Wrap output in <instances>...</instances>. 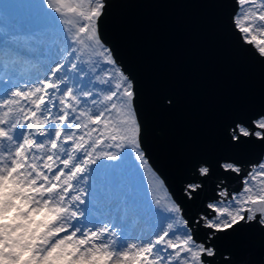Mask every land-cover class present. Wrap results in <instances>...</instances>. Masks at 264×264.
Wrapping results in <instances>:
<instances>
[{
	"label": "snow or ice",
	"instance_id": "1",
	"mask_svg": "<svg viewBox=\"0 0 264 264\" xmlns=\"http://www.w3.org/2000/svg\"><path fill=\"white\" fill-rule=\"evenodd\" d=\"M234 3L226 29L264 62V0ZM105 8L106 0H0V264H237L218 259L219 242L245 230L264 236V107L223 129L233 152L261 150L246 167L235 156L191 163L189 200L223 179L199 214L186 216L164 181L146 183L155 172L141 145L136 89L100 35ZM18 75L28 77L23 86ZM129 155L147 203L128 184ZM225 174L239 178V191ZM96 190L123 193L119 219L141 224V240L117 250L115 225L95 226Z\"/></svg>",
	"mask_w": 264,
	"mask_h": 264
},
{
	"label": "water",
	"instance_id": "2",
	"mask_svg": "<svg viewBox=\"0 0 264 264\" xmlns=\"http://www.w3.org/2000/svg\"><path fill=\"white\" fill-rule=\"evenodd\" d=\"M234 0H106L99 32L134 81L141 145L155 175L186 216L199 214L223 177H213L197 199L185 197L194 160L235 156L255 160L258 147L233 152L223 129L241 113L264 107V62L226 29ZM224 183L238 191L235 174ZM203 236V231L200 233ZM218 259L257 264L264 236L242 231L219 242Z\"/></svg>",
	"mask_w": 264,
	"mask_h": 264
},
{
	"label": "rangeland",
	"instance_id": "3",
	"mask_svg": "<svg viewBox=\"0 0 264 264\" xmlns=\"http://www.w3.org/2000/svg\"><path fill=\"white\" fill-rule=\"evenodd\" d=\"M2 41H3V37L0 36V57H2L3 51H4L3 42ZM21 43L23 44V42H21ZM38 55H39V52H34V53H31L30 55H26L23 59L28 60V59H31L32 56H38ZM1 67H2V59H0V68ZM105 68H106V66L101 64V67L97 69V73L98 74L102 73V71ZM16 79H17V81L19 79L28 80V77L27 76L21 77V76L18 75L16 77ZM4 80H7V77H4ZM97 87L98 88H104L106 86L97 84ZM2 94H3V84L0 83V95H2ZM128 169H129L128 184H129V181H131L132 184H129V186L131 187L134 199L136 201H138V202L147 203L148 202L147 190H146V188H145V186H144V184L142 182V178H141V175L139 173V170L135 167L134 161L131 160L130 155L128 157ZM149 181L151 182V186L153 188H158L159 187V181L157 180L156 177H153L151 174H147L146 183L149 182ZM133 183H135V187H134ZM96 191L98 193H100L101 197L98 200H96L95 204L91 205V208L93 210L98 211L100 209V207L105 203V201L106 202L113 201V202L117 203L118 206H119L120 196L123 194L122 192H119V191L113 192L111 194V196H109L107 193L100 192L99 190H96ZM157 194H162V191L158 192ZM17 203H19V201H17ZM119 210H120V207L118 209V213H119V216H120V211ZM90 217H91V220L94 222L95 226H101V225L107 223L106 219H104V223L103 224H101V223L98 224V222L102 220L101 219V215L94 214V216H90ZM41 219H43V217H41L39 214L34 216V220L35 221H39ZM130 221H131V219L129 218L126 221H124V223L126 224V222H130ZM9 222H13V218H12L11 213L9 214ZM128 226H129V224L126 225V227H128ZM32 227L36 228L37 225L35 223H33ZM153 227H155L154 224H153ZM142 228H143V226L141 224H135V225H134V223L131 224V229L132 230H129V233H127L124 238H122L120 240H117V244L115 245L117 250H120L123 247H126L127 243H129V242H136V241L141 240L142 239ZM103 242H107V241L104 240Z\"/></svg>",
	"mask_w": 264,
	"mask_h": 264
},
{
	"label": "bare ground",
	"instance_id": "4",
	"mask_svg": "<svg viewBox=\"0 0 264 264\" xmlns=\"http://www.w3.org/2000/svg\"><path fill=\"white\" fill-rule=\"evenodd\" d=\"M26 79V78H25ZM27 82V80H22V79H19L18 80V84L20 85V86H23L25 83ZM120 211V210H119ZM102 221V220H101ZM101 225V224H100ZM133 233V232H132ZM126 236V235H125ZM132 236V235H131ZM130 237V236H129ZM128 240V239H127Z\"/></svg>",
	"mask_w": 264,
	"mask_h": 264
}]
</instances>
